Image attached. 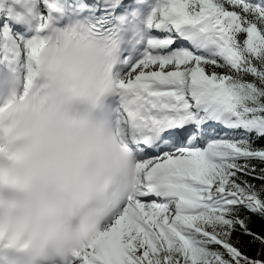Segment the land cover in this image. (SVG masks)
Returning a JSON list of instances; mask_svg holds the SVG:
<instances>
[{"label": "snow or ice", "instance_id": "snow-or-ice-1", "mask_svg": "<svg viewBox=\"0 0 264 264\" xmlns=\"http://www.w3.org/2000/svg\"><path fill=\"white\" fill-rule=\"evenodd\" d=\"M0 264H264V0H0Z\"/></svg>", "mask_w": 264, "mask_h": 264}]
</instances>
